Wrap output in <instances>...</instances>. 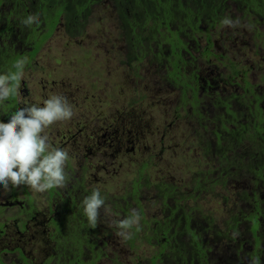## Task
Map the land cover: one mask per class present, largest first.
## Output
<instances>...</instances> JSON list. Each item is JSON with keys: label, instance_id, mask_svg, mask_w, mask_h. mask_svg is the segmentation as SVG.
Listing matches in <instances>:
<instances>
[{"label": "rangeland", "instance_id": "374dc122", "mask_svg": "<svg viewBox=\"0 0 264 264\" xmlns=\"http://www.w3.org/2000/svg\"><path fill=\"white\" fill-rule=\"evenodd\" d=\"M94 17L88 33L80 39L71 40L61 27L58 28L35 58L38 67L43 65L45 70L28 67L19 74V79L24 82L21 88L18 86L17 94L21 107L25 104L42 106L53 94L63 96L71 105V119L57 121L45 130L49 143L66 150L69 159L65 164L64 186L55 187V194L51 189L36 192L26 185L15 188L9 185L8 190L0 187V206L10 202L7 207L0 208L3 258L0 264H95V259L88 260L87 256L77 255L78 252L73 255L83 263L73 261L75 256L72 255L59 259L57 252L64 243L57 241L61 236H54L56 226L48 225L53 218L57 219V215L64 221L60 224L62 230H69L70 222L78 223L74 213L80 214V201L69 203L68 195L74 190L75 196L80 197L84 187L91 194L98 190L101 197L105 196L102 194L105 189L109 191L108 205L98 209L100 220L95 226L98 242L106 241L99 264H152L153 256L162 250L160 245L144 238L142 230L138 239L133 240V227L140 225L142 217L123 216L121 209L116 213L118 207L126 205L123 196H130L132 183L139 178L142 169L143 180L149 179L152 185L140 188L138 194L147 219H161L163 211L166 212L160 206L162 202L154 205L147 199L156 194L160 199L164 197L162 190L156 187L161 183L184 188L186 193L180 189L177 193L172 191L166 201L172 205L178 199L189 208L195 207L196 219L204 220L205 215L212 214L217 226L221 227L220 220L237 211L234 202L238 200V193L230 192L228 187L222 193L216 185L215 194L207 190L193 191L195 171L206 164L203 141L216 139V116L209 114L211 122L208 116L195 114L184 105L183 108L181 90L174 88L176 85L163 83L160 73L159 77L151 76L156 69L147 63H143L138 72L142 75L140 78L128 67H121L113 53L106 56L107 52L124 48L125 43L118 32L120 23L116 21L111 4L105 2L97 5ZM243 21L225 22L212 31H216L218 41L223 35L233 33V42L249 43L247 31L252 28L242 25ZM256 25L264 29V24L256 22ZM232 28L237 29L231 31ZM233 50L238 53L236 61L246 59L250 66L258 61L244 58L246 51ZM188 106L192 109L190 103ZM3 116L0 108V120ZM199 157L202 163L197 162ZM210 181L211 178L206 186L211 187ZM129 202L130 212L136 213L135 201L129 199ZM71 204L76 207L68 209ZM129 219H132L128 223L130 226H120V222ZM180 221L177 229L173 226L170 233L175 234L180 229L183 224ZM245 231V227L240 228L232 235L234 240L231 236L224 247H216L209 255L210 260L223 264H231L229 260L234 264H251L252 247L244 242ZM184 241L188 242L186 236ZM241 241L247 250L237 253L235 250Z\"/></svg>", "mask_w": 264, "mask_h": 264}, {"label": "trees", "instance_id": "16d2710c", "mask_svg": "<svg viewBox=\"0 0 264 264\" xmlns=\"http://www.w3.org/2000/svg\"><path fill=\"white\" fill-rule=\"evenodd\" d=\"M104 2L111 4L116 14V21L120 23L119 35L125 43L124 48L107 52L105 55L109 56L111 55L109 53H113V58L120 66L131 69L135 77H142L138 72L143 63L155 68L151 76L159 77L161 74L163 83L169 86L176 85L174 88L181 90L183 108L187 107L189 92L197 82V80L192 82L193 75L187 65L198 56L190 52L189 48L193 45L199 46L201 38L225 22L241 19L245 21L242 25L245 23L246 26L258 30L260 27L256 22L264 24V0H0V74L12 76L17 72L20 74L28 67H36L44 71L45 66L38 67L39 63L35 58L53 33L61 27L71 40L75 37L80 39L88 33L95 18L97 5ZM28 16L38 17L39 23L24 24L23 21ZM24 35H27L28 43L18 47V41L24 40ZM28 47H33V51L28 50ZM106 49L111 50L108 47ZM21 60L24 61V65L18 70L15 65ZM11 83L13 94L10 97L16 102V85L20 84L19 75ZM196 99H198L197 95ZM197 101L200 99L194 102ZM198 110L195 111L202 113ZM238 115L239 113L232 111L220 116L222 122L215 126L216 139L203 141L206 164L196 169L194 174L193 191L196 193H200L197 192L199 190H207L215 194L216 185L220 187L219 191L222 193L227 187L230 192L238 193L236 198L238 200L234 202L237 211L220 220L221 227H226L217 226L212 214L205 215L204 220L196 219L194 217L196 208H189L187 203L178 199L173 202V206L170 202L167 203L166 199L172 191L177 193L180 189L185 192L181 186L168 183L156 186L163 192L162 199L157 194L147 197L154 205L162 202L160 206L166 211H163V218L147 219L138 194L140 188L152 185L149 184V179L143 180V169L139 178L132 183L130 196H123L126 205L121 207L116 205L118 207L116 213L121 209L120 213L123 216L142 217L140 225L133 227V240L138 239V233L142 230L144 238L151 243L155 240L162 248L151 259L152 264L165 261H169L170 264H223L211 261L210 253L216 247H224L226 239H230L242 227L246 228L247 234L244 242H248L252 247V253L249 255L250 263L264 264V136L260 135L259 140L256 141L257 135L253 133L247 135L248 124L251 125L252 122L246 116ZM253 140L256 144L262 143L258 147L262 158H259V161L254 156L256 145L248 144ZM197 162L202 163V159L199 157ZM210 178L211 187L206 186ZM104 186L107 188V184ZM235 186L241 189L237 191ZM51 190L55 194V188ZM102 194L105 196L101 197L104 203L100 208H105L108 205L109 191L105 189ZM75 195L73 190L68 197L71 200L69 203L80 201L78 206L80 214L74 213L78 223L70 222L69 230H62L60 224L62 222L64 224V221L57 215V219L53 218L48 225L56 226L54 236H61L62 238L57 241L64 243L57 252L58 258L62 256L69 258L72 255L75 256L73 261L83 263L84 261L79 260L77 255L87 256L88 260H93L100 255L103 247H106V241L98 242L99 238L95 230L100 216L96 217L93 224L84 213L83 201L91 193L84 187L80 197ZM225 197L230 200L229 196ZM129 199L135 201L136 213L130 212ZM73 205L71 204L68 209L76 207ZM189 209L191 212H188ZM180 220L183 221L180 229L175 230V234L170 233L173 226L177 229ZM130 221L132 219H129L128 223ZM184 236L188 238V242L184 241ZM232 239L234 240L233 236ZM240 243L239 248L234 249L237 253L247 250L243 242ZM77 252V255H73ZM229 263L234 264L230 260Z\"/></svg>", "mask_w": 264, "mask_h": 264}, {"label": "flooded vegetation", "instance_id": "af4514ba", "mask_svg": "<svg viewBox=\"0 0 264 264\" xmlns=\"http://www.w3.org/2000/svg\"><path fill=\"white\" fill-rule=\"evenodd\" d=\"M230 30L234 31L233 29ZM259 30L247 31L250 38L249 43L243 41L240 43L233 42V33L228 34V36L223 35L222 39L220 38V41H218L215 36L216 31L211 30L208 35L203 37L202 42L200 40L199 46L193 45L192 48H189V51L194 52L195 55L198 53L196 55L198 58L189 61L187 65L193 75L192 82L196 80L197 82L191 88L189 100H187L192 109H190L188 103L186 108L200 116H208L211 122L212 119L209 114H214L217 119L216 124L219 125L222 122L221 115L236 111V113H239L238 116L244 115L251 120L252 124H248L249 130L246 134L251 135L253 133V135H257L256 141L259 140L260 135L264 136V29ZM26 40L27 35H24V40L18 41V47H22L24 43L26 45L28 43ZM27 49L33 51V47ZM233 49L241 50V53L246 51L243 56L247 60L258 61H254L251 66L246 59L236 61L235 57L238 53ZM23 83L20 80V88ZM16 89V94H18V85H16ZM196 95L200 101L194 102L198 100ZM17 106L21 107L18 96L16 102L10 97L0 107L2 113L4 112L2 120L6 121L11 112L17 109ZM196 109H199L202 113L196 112ZM250 144L252 146L256 145L254 156L259 161V158H262L258 147L262 143L258 142L256 144L253 140ZM28 194L27 196L30 198V193ZM17 202L24 206L22 201L17 200ZM3 204L2 206L7 207L10 202ZM0 255H2V252H0ZM101 255L102 252L95 258L96 264H99L98 260ZM61 258L59 257V259ZM0 261L3 262L2 256H0Z\"/></svg>", "mask_w": 264, "mask_h": 264}, {"label": "clouds", "instance_id": "9594fccd", "mask_svg": "<svg viewBox=\"0 0 264 264\" xmlns=\"http://www.w3.org/2000/svg\"><path fill=\"white\" fill-rule=\"evenodd\" d=\"M26 25L38 24V17L28 16ZM24 61L15 67L22 69ZM19 72L12 76L0 74V104L13 94L11 81L17 79ZM73 110L66 98L53 94L40 104H25L11 112L7 121L0 120V187L8 190L29 186L36 192H44L57 186H64L65 164L68 152L53 147L45 130L57 121L69 120ZM104 203L98 190L83 201L84 213L93 224L98 209ZM121 227L130 226L126 220Z\"/></svg>", "mask_w": 264, "mask_h": 264}]
</instances>
